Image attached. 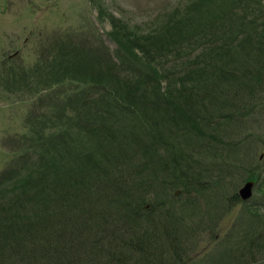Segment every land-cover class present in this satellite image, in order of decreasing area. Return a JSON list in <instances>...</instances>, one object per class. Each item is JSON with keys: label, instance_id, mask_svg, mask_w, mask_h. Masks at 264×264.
<instances>
[{"label": "rangeland", "instance_id": "1", "mask_svg": "<svg viewBox=\"0 0 264 264\" xmlns=\"http://www.w3.org/2000/svg\"><path fill=\"white\" fill-rule=\"evenodd\" d=\"M186 1L0 0V238L3 241L24 247L27 234L35 239L39 235H53V243L57 238L56 244L63 248L66 240L61 232L65 225L58 219L71 212L69 224L72 242H78L81 236L73 232L81 228L82 233L84 227L89 226V218L82 216L78 207L87 208L90 205L96 218L99 204L90 199L94 197L88 196L89 192L93 195L97 193L95 189L101 188L97 185L99 181L103 185L100 191H107L111 180L114 183L117 179V173L123 168L128 170L126 162L131 153L133 156L142 153L146 157H158L161 162L166 148L170 146L177 149L182 147L187 153V147H195L194 140L185 134L180 138L175 133H169L178 123H170L167 114L161 111V91L165 80L160 76L156 83L160 95L154 87L156 84L152 85L155 81L154 71L166 72L176 67L162 68L159 62L162 58L155 57V52L145 51L137 55H146L145 59L156 70H149L143 65L141 68H128L129 61H123L111 37L110 21L113 18L123 21L129 28H140L141 38L150 29L148 24L157 21L150 33L155 37L158 34L166 44L167 39L159 34L160 31L163 34L167 18L162 19L164 15L182 7ZM199 1L202 2L194 5V11L177 23L180 24L178 32H175L177 37L170 35L171 41L185 35L183 40L190 43L188 47L182 45L189 53L180 57L176 65H185L194 56L199 58L192 46L207 37L203 32L211 30L210 25H214L215 18L221 19L223 12L234 11L238 16L243 14L235 7L237 0ZM244 2L240 0L238 4L242 6ZM242 23L245 24L244 19ZM214 26L228 34L227 23ZM243 31L252 32L246 27ZM248 37L245 42L238 41L239 44L230 48L226 55L227 65L235 68L233 80L236 82L249 78L253 39L251 35ZM151 42H155L154 38ZM141 45L143 50L157 48L145 39H142ZM200 51L204 52V60L212 57L208 49ZM215 60L214 64L218 65L220 61ZM92 80L102 82L107 89H90L92 84L89 82ZM206 81V87L212 93L206 98L195 97L189 103L207 99L215 104L221 101L227 90L234 89L231 81L223 80L221 89L209 86L213 83L211 80ZM188 83L189 80H183V86ZM70 85L68 91L56 93L57 87L65 89ZM118 85L125 90L117 88ZM50 92L56 96L46 97ZM130 92L133 94L131 101ZM43 93L45 97L37 101L36 95ZM125 94L129 96L125 97ZM240 96L241 92L231 98L230 103L240 99ZM28 98L33 100V104ZM63 99L65 101L61 102ZM242 102L245 104L244 110L251 106L249 111L239 116L240 119L237 116L231 119L224 138L229 146L219 145L222 158L212 157L218 162L230 159L234 166L220 169L224 170L222 173L214 172L215 178L212 174L203 176L208 169L205 164L199 167H204L202 174L196 168L191 172H195L194 175L201 182L210 179L209 188L202 189L205 198L197 193H189L191 195L183 202L179 190L173 191V187L162 182L161 178H157L155 193L150 194L152 200L171 203L180 200L177 202L179 214L185 219L189 218L192 240L196 243V247L189 252V264H240L247 262L251 255H264V182L258 187L261 190H255L254 181L247 180L252 182L251 195L247 202H243L237 190L245 181L237 182V176L242 172L237 173L235 169L238 164L247 167V170L255 167L264 177V120L261 121L264 114L255 116L264 103V81ZM29 110H34L32 115H35L31 129H38L34 136H29V126L24 122ZM256 134L261 136L257 142ZM38 146L44 153L41 161H38L37 155L36 158L23 157L29 147ZM52 161L55 163L48 170L47 165ZM135 175L130 173L128 176L135 179ZM27 183L32 185L23 192L28 187ZM119 184V188L123 189L122 183ZM224 185L227 188L235 186L239 199L229 197L231 190L228 193ZM194 188L197 189L196 186ZM207 190L218 196H209ZM87 198L91 200L89 205L84 201ZM249 208H258L259 215L254 216ZM121 211L119 208L117 215ZM196 223L199 224L196 226ZM257 234H262L256 242L260 245L254 246L251 240ZM96 248L95 245L87 246L89 253ZM256 248L259 249L255 251ZM0 250L5 252L8 248ZM230 251H241L245 256L233 262ZM10 254L11 251L2 255L0 264L14 256V253L13 256ZM92 255H81L77 259L81 263L75 260L71 264H107L109 261L101 255L97 258ZM251 264H264V259Z\"/></svg>", "mask_w": 264, "mask_h": 264}, {"label": "trees", "instance_id": "2", "mask_svg": "<svg viewBox=\"0 0 264 264\" xmlns=\"http://www.w3.org/2000/svg\"><path fill=\"white\" fill-rule=\"evenodd\" d=\"M244 1V4L241 6L238 4L240 0H237L235 6L238 11L243 12L242 15L238 16L234 11L228 13L223 12L221 19L217 17L213 20L215 22L214 25L223 26L227 23L229 25L228 34H224L225 30H217L214 25H210L211 30L203 32L206 33L207 37L202 42H198L192 46L194 54L195 52L198 53L199 58L197 59V56H194L192 61H187L185 65H176V63L180 60V57L182 58L188 55L189 52L186 47L190 46V43H188L189 40H183L185 39L184 35L171 41L170 35L178 32L177 27L180 24L177 23L182 20V17L194 11V5L196 3L202 1L187 0L182 7L173 10L171 14L169 13L170 15H164L162 20L167 19L163 34L160 33L161 31L159 34L167 39L166 44H164L158 34L155 37V34L150 33L153 25L157 21L148 24V29H150L141 38L140 28L136 26L129 28L123 21H115L113 18H110L112 22L111 37L116 42L115 47L116 49L118 48V52L123 57V61H129L127 64L128 68L133 66H139L141 68L143 65L149 70H156L145 59L147 57L146 55H137V53L145 51L155 52V57L162 58L159 61L162 68L170 69L169 67L173 66L178 68L177 72H175L176 68L166 72L154 71L153 78L155 81L152 85L154 86L158 82L160 76L165 80L164 88L161 91V104L163 103L161 111L167 114L170 123H178L174 127V130L169 131V133H175L180 138L185 134L189 139L194 140L196 145L193 148L187 147L190 154L184 152L182 147L177 149L170 146L169 149L166 148L164 152L166 155L161 159V162H159L158 157L150 158L142 153L133 156L131 153L126 162L128 170L125 168L121 169L117 173V179L114 183L111 180L108 184L107 191H100L103 190V185L99 181L97 185L101 188L95 189L97 193L93 195L89 192L88 196L91 195L94 197L93 199L89 198L99 204V213L98 215L95 213L96 218L92 215L89 205L91 200L89 198L84 200L89 205L87 208L78 207L79 212H81L80 214L85 218H89L87 221L89 226H85V230L82 233L81 228L73 232L81 236L80 241L72 242L73 235L70 231L69 224L72 214L69 212L63 218L58 219L65 225L63 232H61L63 238L66 240L63 248L56 244L57 238L53 243V235H39V238L35 239V237L32 238L27 234V241L24 247L12 246L0 238V249L8 248L5 252L0 250V257L9 251L12 252L10 254L12 256L14 253L11 259L2 264H71L81 255L87 256L88 254H93V258L101 255L107 258V261L109 259L108 262L112 264L116 262H118L117 264H189L188 255L196 247V243L192 240V225L189 218L186 217L185 219L181 213L179 214L177 204L180 200L179 202L176 200V203L152 200L150 199V194L155 193L157 178H161L162 182H166L173 187V191L176 189L179 190V195L182 196L183 202L189 195H195L196 193L205 198V191L202 189L209 188L210 179L201 182L200 178L194 175L195 172L191 173L192 170L196 168L202 174L204 167L203 169L199 167L205 164V167H208V169L203 173V176L212 174L215 178L216 175L214 172L222 173L224 170L220 169H226L227 166H234V164H231L230 159H227L226 162L224 160L218 162L212 157L222 158L218 146H229L226 144L227 141L224 140L228 133L227 124L234 116L239 118V116L242 117L249 111L251 106H248L244 110L245 104L242 102L243 98L252 94L255 87L264 81V0ZM184 13L186 14L184 15ZM161 16L156 19H159ZM243 19L245 24L242 23ZM245 27L252 32L244 33L243 30ZM249 35L253 39V51L249 57V78L236 82L233 80L236 76L235 68L227 65L228 59L226 55L229 53L230 48L239 44L238 41H247L246 39L249 38ZM175 37H177L176 34ZM153 38L155 42H151ZM142 39L147 40L157 48L154 50H143V46L141 45ZM182 45L186 47L183 48ZM203 48L208 49L207 52L211 53L212 57L204 60V52L200 51ZM214 59H217L215 61H220L218 65L214 64ZM174 76L177 78H174ZM184 79L189 80L186 86H183ZM206 79L213 82L209 86H217L220 89L222 82H224L223 80L231 81L234 89L227 90L222 96L221 101H216L215 104H212V101L207 99L196 100L192 104L191 102L189 103L195 97L196 99L206 98V96L212 93V90L206 87L208 84ZM89 84H92L89 86L90 89H107V86L102 82H94L92 80ZM69 87L71 85L65 89L57 87L56 93L66 92L69 90ZM154 87L157 88V94L160 95L157 84ZM117 88L125 90L120 85ZM51 92L47 95L44 93L41 95L37 94L36 100L38 101L40 98L45 97L44 95L46 97L55 95ZM239 92H241L240 99L230 103V99L238 96ZM127 96L129 95L125 94V97ZM132 96L133 94L130 92V101ZM77 97L79 99V94ZM67 98L70 99L69 97ZM51 99L54 100L55 98L51 97ZM78 99L75 100L77 101ZM28 101L33 104L32 99L29 100L28 98ZM62 101H65V99ZM204 102L206 103L203 104ZM261 108L264 110V103ZM261 108L256 112L255 116L260 113L264 114ZM33 113L34 110H29L25 115L24 122L29 126L27 129L29 136H34L35 133H38V129H31L35 118V115H32ZM263 120L264 115L261 121ZM223 123L226 124L224 125ZM260 138V135H255L256 142ZM40 141L43 140L40 139ZM22 142L23 140L20 141V143ZM36 155L38 161L44 158L43 149L40 146L36 148L29 147L27 152L23 154V157L29 156V158H36ZM140 158L143 160L137 162ZM54 163L53 161L50 162L47 165V169L49 170ZM192 165L194 166L192 167ZM235 169L237 173L242 172L240 176H237L239 177L237 179L238 183L252 180L255 183H253L255 190H261L258 187L264 182V177L256 171L255 167L252 170H247V167L238 164L235 166ZM257 172L258 174H256ZM130 173H136L135 179L128 176ZM158 175L161 177H158ZM119 183H122L124 186L123 189L119 188L121 187ZM31 185V183H27L26 186L28 187L24 188L23 192ZM195 186L197 189L194 188ZM87 188H90V186H87ZM225 188L228 189V193L231 190L229 197L232 196L234 200L239 199L234 190L235 186L234 188ZM207 192L209 196H218L215 192L211 193L208 190ZM193 195L191 196L192 200ZM208 195L206 196L208 197ZM247 201L248 199L243 202ZM172 204L176 206L174 207ZM119 208L122 211L117 215ZM249 210H252L251 213L254 216L259 215L258 208H249ZM198 224L196 223V226ZM260 236L257 234L254 240H251L254 241V246L260 245V243H256ZM88 244L91 246L95 245L97 247L96 250L89 253L87 249ZM258 249L256 248L254 250L256 251ZM255 251H250L249 253ZM239 252L233 251L232 253L230 251V255L232 254L233 256L231 257L233 258L231 261L240 260L245 256L244 253L241 254V251ZM249 258L247 262L242 261L240 264H247L248 262L251 264L256 260H263L264 255H251ZM1 260L5 261L4 259ZM77 261L81 263L80 259Z\"/></svg>", "mask_w": 264, "mask_h": 264}, {"label": "water", "instance_id": "3", "mask_svg": "<svg viewBox=\"0 0 264 264\" xmlns=\"http://www.w3.org/2000/svg\"><path fill=\"white\" fill-rule=\"evenodd\" d=\"M251 186L252 182L246 181L242 184V186L237 190V194L240 199L246 200L251 195Z\"/></svg>", "mask_w": 264, "mask_h": 264}]
</instances>
